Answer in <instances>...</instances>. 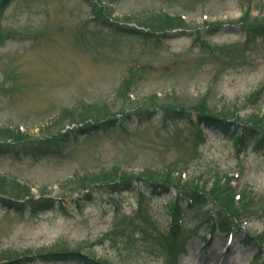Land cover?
<instances>
[{
  "label": "rangeland",
  "instance_id": "1",
  "mask_svg": "<svg viewBox=\"0 0 264 264\" xmlns=\"http://www.w3.org/2000/svg\"><path fill=\"white\" fill-rule=\"evenodd\" d=\"M110 5L95 12L123 27L170 36L149 43L108 33L81 0H13L0 15V200L18 207L0 206V264L52 251H78L105 264H167L168 255L157 257L154 250L168 252L158 239L170 222L167 197L144 196L139 207L135 192L108 195L112 183L122 176L136 180L142 169H156L152 178L167 181L170 197L182 185L169 175L178 167L189 176L203 173L201 180L214 178L212 184L224 187L210 192L222 198L232 192L229 183L219 181L233 176V187H243L245 211H264L261 152L248 146L236 153L212 130L196 147L195 133L203 127L194 125L195 119L172 124L166 117L176 109L232 120L251 117L255 96L249 94L264 84V40L244 43L242 26L248 31L264 22V0ZM219 24L224 26L215 36L205 34ZM255 108L263 111L264 105ZM142 110L153 111V120L143 124L132 115L122 128L106 126L113 117ZM88 125L89 131L60 141L63 132ZM41 145L51 154H32ZM91 193L97 194L86 205L72 202ZM43 199L53 210L32 211ZM114 207L123 214H115ZM198 223L193 212L183 219L179 264L264 259V252L257 258L255 246L244 243V236L264 231L259 220L243 224L227 253V237L219 233L206 244L209 231Z\"/></svg>",
  "mask_w": 264,
  "mask_h": 264
},
{
  "label": "trees",
  "instance_id": "2",
  "mask_svg": "<svg viewBox=\"0 0 264 264\" xmlns=\"http://www.w3.org/2000/svg\"><path fill=\"white\" fill-rule=\"evenodd\" d=\"M8 0H4L3 3L0 2V12L4 9L6 2ZM87 3V0H84ZM261 32L264 35V27L260 28ZM174 118L184 117L183 115H179L177 112L173 114ZM197 121L205 126L206 128H211L216 130L222 136L226 137L228 140L232 142L233 145L239 148L242 147L245 143H251L256 151H261L264 155V131L255 130L252 128H246L243 126H238L237 124L231 123L224 119H220L219 117L212 116L210 114L198 116ZM196 190V189H195ZM192 194V198H193ZM193 209L197 210V220L202 223H207V211L202 212L200 209L205 208L208 203L207 198H194L193 200ZM173 204V202H170ZM198 207V208H197ZM179 213V208L176 206L173 215L176 217Z\"/></svg>",
  "mask_w": 264,
  "mask_h": 264
}]
</instances>
